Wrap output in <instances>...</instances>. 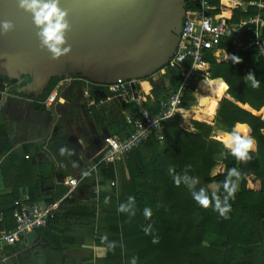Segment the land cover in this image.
Listing matches in <instances>:
<instances>
[{"label":"trees","instance_id":"obj_1","mask_svg":"<svg viewBox=\"0 0 264 264\" xmlns=\"http://www.w3.org/2000/svg\"><path fill=\"white\" fill-rule=\"evenodd\" d=\"M186 1L189 17L196 2ZM261 1L264 7V0ZM211 3L218 7L217 14L228 12L236 21L247 20L258 13L256 8H250L248 14L224 8L220 0ZM225 47L229 53L225 62L218 63L209 58L211 80H224L221 92L225 85L230 88L228 91L227 87L229 98L213 101L208 106L213 120L220 102L216 120L209 122L194 117L193 131L182 127L180 116L168 120L165 122L164 142L152 137L130 155L115 163H101L91 172L76 189L87 196L82 201L65 198L69 188L63 184L58 185L56 193L46 189L54 187L55 181L59 182L78 167L85 171L98 164L107 147L104 141L103 145L93 144L96 139L93 137L100 138L105 134V138L128 137L133 132L129 118L135 119L139 108L114 97L108 101L111 96L108 86H96L81 77L72 78V84L60 91L61 94L68 90V104L60 118H56L58 128L47 142L55 161L39 164L30 154L31 144L25 145L21 151H13L10 141L4 147L0 172L12 194L0 198V213L4 215L0 230L16 227L14 203L27 194L36 203L43 201L52 205L62 201L55 220L48 226V230L58 229L59 233L51 230L46 231V235L58 242L64 237H70L73 243L78 241V246H73L75 250L93 240L96 246L107 249L106 257L98 259V264H131L133 258H136V264H264V58H257L254 51L236 54L231 45ZM162 78L160 86L164 92H154L155 100L149 99L145 104L153 114L158 112V102L166 98L169 89L178 90L182 72L168 71ZM61 81L53 79L39 100L29 98L34 102L35 111H47L43 103ZM148 81L157 86L152 79L145 80L142 88L147 94L150 92ZM13 85L8 78L0 77L1 93ZM97 87L103 88V97L97 95ZM195 88L194 83L192 89ZM15 90L13 86L9 94L28 99L17 95ZM183 103L191 107L196 100L189 93ZM89 124L95 128L96 135L89 133ZM237 124L250 129L246 134L250 133L256 141L257 151L249 153L251 159L247 162L237 160L215 138L216 130L229 134ZM0 138L8 139L6 128L1 124ZM81 140L87 150L77 147ZM61 148L72 154L66 151L61 155ZM219 165L224 171L216 176L214 170ZM232 168L240 172V177L238 180L233 177L238 188L234 198H229L231 209L227 218L214 210V202L207 208L200 206L183 182L177 186L173 180L177 174L197 177L199 183L195 190L203 187L209 197L214 192L209 186L221 185L216 194L223 202L226 193L222 184ZM54 170H57L55 176ZM252 180L261 183L260 191L249 188ZM112 181H117L116 188L109 187ZM98 188L100 193H97ZM130 196L135 198L130 209L134 215L118 211L121 204H128ZM146 208L151 210L150 217L144 215ZM149 226L150 232L146 234L144 229ZM105 236L106 240L103 239ZM154 237L159 240L156 244L152 242ZM109 244L114 247L109 248ZM21 248L19 243L17 248L8 247L5 252L13 253ZM49 262L52 263V257ZM18 264L30 263L22 260Z\"/></svg>","mask_w":264,"mask_h":264},{"label":"water","instance_id":"obj_2","mask_svg":"<svg viewBox=\"0 0 264 264\" xmlns=\"http://www.w3.org/2000/svg\"><path fill=\"white\" fill-rule=\"evenodd\" d=\"M61 7L69 13L71 51L54 60L40 45L31 15L18 7L17 0H0V20L15 25L0 36V77L14 83L17 95L39 100L56 78L81 77L99 86L152 79L177 52L188 4L186 0H61Z\"/></svg>","mask_w":264,"mask_h":264},{"label":"built area","instance_id":"obj_3","mask_svg":"<svg viewBox=\"0 0 264 264\" xmlns=\"http://www.w3.org/2000/svg\"><path fill=\"white\" fill-rule=\"evenodd\" d=\"M194 1L196 7L190 16L186 17L177 52L169 65L161 71L164 73L163 76L168 71L182 72L180 87L168 93L165 99H161L158 102V112L153 114L145 106L148 98L138 81L120 80L117 84L108 86L112 96L108 98L109 101L114 97L125 104L137 105L139 110L135 119L129 118L133 124V132L128 137L104 138L107 151L98 164L85 170L89 174L101 163H115L130 155L135 149L147 144L152 137L161 143L164 142L165 122L178 116L184 121L189 110L193 108L183 105L188 94L192 95L200 84L205 83L209 87L210 81H216L210 78L209 58L215 59L218 63L225 62L229 56L225 45H231L236 54L254 51L257 58H264V7L261 0H232L233 11L240 10L245 14L249 13L250 8H256L258 11L256 15L240 21H236L232 14L228 16L225 13L217 14L218 7L211 3L212 0ZM220 5L224 7L222 1ZM72 82V78L62 80L60 86L43 103L45 107L52 106L61 89L70 86ZM194 83L196 88L192 89ZM226 94L228 95V91ZM193 119L194 116L191 120ZM182 127L185 128L183 125ZM85 171L65 179L64 185L69 188V196L88 177L83 175ZM109 187L116 188L117 181H112ZM100 192V189L97 190V193ZM61 202L41 205L32 202L29 196L16 201L13 213L16 227L0 230V254L5 248H17L19 243L22 249L30 248L36 232L48 228L55 220ZM3 220V215H0V223Z\"/></svg>","mask_w":264,"mask_h":264},{"label":"crops","instance_id":"obj_4","mask_svg":"<svg viewBox=\"0 0 264 264\" xmlns=\"http://www.w3.org/2000/svg\"><path fill=\"white\" fill-rule=\"evenodd\" d=\"M220 1H222V3H224L225 5H227V6H224V4H223L224 8L231 10V8L233 7L232 2H229L227 0H220ZM225 14L231 15L228 12H225ZM138 82H139L140 87L142 88V83L144 81H138ZM150 85H151V90L148 94L146 92H144V90L142 88L144 95L146 96V98H148V101L151 98H154V100H155V95L153 94V91L157 87V86L153 85L152 83H150ZM59 86H60V84H59ZM96 86H99V85H96ZM162 91H163V89L161 90V93L164 92V91L163 92ZM96 92H97V95L99 97H103V88L97 87ZM170 92H173V90L169 89L168 93H170ZM168 93H167V95H168ZM4 94H5V92L4 93L0 92V102H1ZM60 97H61V95L58 96L56 102L52 106L47 107L46 112L35 111L33 108L34 102H33V100H30V99H24V98H21L18 96H13V95L8 96L7 100H6V98L4 99L8 103L7 109H6V113L8 115H7V119H4V122L0 121V124L5 126L7 134H8V139L6 140V139L0 138V164H1L2 160L4 159L3 150H4V147L7 146V141H10L12 143V146H13L12 150L13 151H21L23 149V147L27 144L33 145V148L31 149L30 154L33 155V158L39 164L54 160L55 157L48 151V147L46 146L47 144L40 146V145L34 143L35 141L29 140V139H26L25 141H21L22 140L21 137H15V136H14V138H15V140L17 138V141L13 142L12 141V135H16V134L17 135H25V134H27L28 131H30L32 129V127H34L32 122L29 121V118H32L33 116H36L37 118L40 116L39 119L42 118V121L46 122V123L50 119V121H51L50 131L52 130V127L54 128L53 129V131H54L55 126H56V121H57L56 118L57 119L60 118V113L58 111H57V116L54 115L56 105L58 104ZM151 100H153V99H151ZM191 107H193V106H191ZM28 112L32 113V114L35 113V115H32V114L30 116L25 115V113H28ZM41 113H43V114H41ZM23 115H24V118H23ZM41 115H43V116H41ZM22 118H23V120H22ZM26 119H27V121H26ZM189 124L191 125V130L193 131L192 122ZM8 129L10 130V132H8L9 131ZM218 132L221 133L222 131H218ZM48 136H49V138H48V141H49L50 138L53 136V133L51 135L49 133ZM45 147L47 148V150ZM83 149H86V148L84 147ZM252 153H254V152H252ZM71 162H74V161L72 160ZM56 172H57V170H54V173H53L54 176L56 175ZM81 172L82 171L79 170V167L76 168L70 175L66 176L65 178H62L59 182L55 181L54 187L53 186L48 187L47 192L51 191L52 193L53 192L56 193L58 185H60V184L64 185V181L66 178L71 177V176H76ZM255 183L258 184V186H256L258 189L253 190L250 187L249 188L252 191H260L261 183L259 181H256ZM78 192H79L78 190L76 192L74 191L70 196H69V194H68L69 192H68L65 198H67V197L75 198V199H79L82 201L83 198L80 199V197H78ZM11 194H12V190L5 186L1 172H0V198L10 196ZM24 196H28V195L24 194ZM37 203H39L41 205L42 204L46 205L45 203H43V201L37 202ZM0 215H3V214L0 213ZM3 217H4V215H3ZM48 229L49 228H47L46 230H40V231L36 232V234L33 236L32 246L28 249H22L21 248V249H18L16 252L6 253L5 252L6 248H5L4 251L0 254V255H2V256H0V261L2 260L4 262V264H10L9 263L10 261L12 262V264H14L15 261H16V263H19L22 260H25V261L29 262L30 264H48V262L50 261V258L52 257V263L51 264H98V262H97L98 259H103L106 257L107 249L96 246L94 241L91 239L88 240L85 243V245L82 246V249L75 250L73 246H78V245H76V244H78V241L73 243L70 237H64L63 241H60V242L54 241L52 237L50 238L46 235V231L50 232L52 230V229L51 230H48ZM52 233L58 234L59 233L58 229L52 230ZM80 253H81V255H80ZM18 257H20L19 260H17Z\"/></svg>","mask_w":264,"mask_h":264},{"label":"clouds","instance_id":"obj_5","mask_svg":"<svg viewBox=\"0 0 264 264\" xmlns=\"http://www.w3.org/2000/svg\"><path fill=\"white\" fill-rule=\"evenodd\" d=\"M17 5L20 9L31 15L34 27L37 29L36 35L40 41V45L47 49L51 54L52 59L57 60L64 55H67L71 51V46L68 44L67 33L71 29V25L68 19L69 13L66 9L61 7V0H17ZM15 25L10 20H0V36L6 35L13 31ZM236 57V56H235ZM237 61L239 58L236 57ZM254 79L252 74H249ZM227 87V85H225ZM250 129H246L245 126L237 124L233 127L232 131L224 138L225 148L230 150V154L236 157L237 160L247 162L251 159L250 150L254 151L256 147V141L253 137L246 133ZM245 133L242 135L241 133ZM81 142L82 141H78ZM66 151L65 148L60 149L61 155ZM71 155L72 152L68 151ZM75 166V164H74ZM191 166L189 165L188 168ZM83 175L87 176L89 173L85 171ZM240 177V172L236 168L228 170L227 177L222 184V187L226 193L223 202H221L219 196L214 191L209 197L205 188L201 187L198 191L195 190L196 184L199 183L197 177H189L186 173L183 177L180 175H174V183L179 186L183 182L191 192L192 198L202 207H209L210 203L214 202V210L219 211L221 216L227 218L226 214L230 211L231 205L229 204V198H234L238 185L235 180ZM217 189L221 185L216 186ZM135 202L134 197L128 198V204H121L118 208L120 212H130L132 205ZM134 215V212H130ZM144 215L146 217L151 216V210L145 209ZM151 226L144 229L145 233L150 232ZM107 239V237H103ZM154 244L158 243V238L154 237ZM114 247V244H109V248ZM131 264H136V258H133Z\"/></svg>","mask_w":264,"mask_h":264},{"label":"rangeland","instance_id":"obj_6","mask_svg":"<svg viewBox=\"0 0 264 264\" xmlns=\"http://www.w3.org/2000/svg\"><path fill=\"white\" fill-rule=\"evenodd\" d=\"M242 1V0H241ZM163 74L164 73H162V72H160V73H158V74H156L155 76H153V78H152V81L157 85V87H156V89L153 91V94H155V93H161V90H162V88H161V84H162V80H163ZM223 86H224V84H223ZM155 88V87H154ZM210 91V88L205 84V83H203V84H200L198 87H197V89L195 90V92H193L192 93V95H193V97L195 98V100H196V103H195V106H193V107H196V106H198V104H199V97L200 96H206V97H210L212 94H211V92H209ZM227 91V87H225L224 89H223V92H221V98H220V100H214V99H212L213 101H216V102H218V101H222L224 98H229V96L225 93ZM155 92V93H154ZM163 92V91H162ZM67 94H68V90H65V91H63L60 95H61V97H60V99H59V102H58V104L56 105V109H55V116H57V111L61 114L62 113V111L64 110V107L65 106H67V104H68V100L66 99V96H67ZM225 94V95H224ZM8 96H10L9 94H4V96H3V98H2V100H1V102H0V121H3L4 122V119H7V113H6V109H7V105H8V103L4 100L5 98H6V100H7V98H8ZM210 101V103L211 102H213V101ZM219 102V103H220ZM210 103H209V105H210ZM219 103H218V105H217V108H216V110H215V119H213L214 121L216 120V116H217V111H218V107H219ZM209 105H207L206 106V111L208 112V106ZM35 112V111H34ZM33 112V113H34ZM262 112V111H261ZM260 112V113H261ZM32 113H25V115H27V116H30ZM41 114H43V113H41ZM32 115H35V113L34 114H32ZM41 116H43V115H41ZM48 117V116H47ZM199 117V116H198ZM23 118H24V115H23ZM23 118H22V120H23ZM40 118V116L37 118L36 116H33L32 118H29V121L30 122H32V124H33V126L34 127H32V129L30 130V131H28V133L27 134H25V135H12V141L13 142H15V141H17V138H16V140H15V138H14V136L15 137H21L22 138V140L21 141H25L26 139H29V140H32V141H35L34 143H36V144H38V145H44V144H47V142H48V138H49V136H48V134L50 133V135L53 133H55V130L58 128V123L56 122V126H55V130L53 131V127H52V130L50 131V127H51V121H50V119H49V121L46 123V122H43L42 121V118L41 119H39ZM201 118V117H200ZM203 119V118H202ZM205 120V119H204ZM213 120H206V121H209V122H212ZM26 121H27V119H26ZM25 121V122H26ZM213 121V122H214ZM192 122V120L190 119V122L189 123H191ZM2 123V122H1ZM43 123V124H42ZM55 123V122H54ZM187 124V121L186 120H184L183 121V123H182V125L183 126H185V128H187V129H190L191 130V126H190V124ZM9 130V129H8ZM8 132H10V130L8 131ZM89 133H93L94 135H96V131H95V128L91 125V124H89ZM219 132L216 130L215 131V136H217V134H218ZM250 134V133H249ZM107 134H105V136H106ZM105 136L103 137H100L99 138V136H94L93 138H96L95 139V142H93V141H91V142H93V144H97V143H102V145H103V141H104V138H105ZM82 141V143L81 142H79V144H78V148H86L87 146H86V144L84 143V141L83 140H81ZM101 145V146H102ZM47 146V145H46ZM256 147H257V145H256ZM46 148V147H45ZM46 150H47V148H46ZM87 150V149H86ZM256 152V151H255ZM250 153H252V152H250ZM91 159H92V157H91ZM79 170L81 171L82 169L81 168H79ZM223 171H224V167L222 166V165H219L218 166V168H216L215 170H214V175H219V174H221V173H223ZM256 186H258V184L257 183H255L253 180L252 181H250L249 182V187L251 188V189H253V190H256V189H258ZM209 188L212 190V191H215V192H217L218 191V189H217V187H216V185H211V186H209ZM47 190V189H46ZM78 197H80V199H85L86 197H85V195H84V193L82 192V191H79L78 192ZM42 205H44V204H42ZM80 255H81V253H80ZM0 256H2V255H0ZM20 259V257H18V259L17 260H19ZM2 261V260H1ZM0 261V264H4V262L2 261L1 262ZM10 264H12V262L10 261L9 262ZM14 264H18V263H16V261L14 262Z\"/></svg>","mask_w":264,"mask_h":264},{"label":"bare ground","instance_id":"obj_7","mask_svg":"<svg viewBox=\"0 0 264 264\" xmlns=\"http://www.w3.org/2000/svg\"><path fill=\"white\" fill-rule=\"evenodd\" d=\"M227 1L231 2L232 0H227ZM208 84H209L212 95L210 97H206V96H200L199 97L198 106L191 108L189 110L186 118H185L187 121V124L190 122V119L193 116L194 117L199 116L205 120H211L210 114L206 111V106L209 105V103L212 99L220 100V98H221V87L223 86L224 81H219V80L210 81ZM226 135H227L226 133L221 132V133H218L215 138H216V140H218L219 142H222L224 144V138L226 137ZM247 135L250 136V134H247ZM255 151H256V147H255L254 151L250 150V152H255Z\"/></svg>","mask_w":264,"mask_h":264},{"label":"flooded vegetation","instance_id":"obj_8","mask_svg":"<svg viewBox=\"0 0 264 264\" xmlns=\"http://www.w3.org/2000/svg\"><path fill=\"white\" fill-rule=\"evenodd\" d=\"M148 89H149V91L151 90V85L149 86V88H148Z\"/></svg>","mask_w":264,"mask_h":264}]
</instances>
